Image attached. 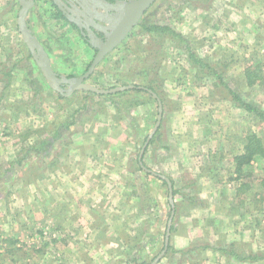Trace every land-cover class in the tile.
Here are the masks:
<instances>
[{
  "label": "rangeland",
  "instance_id": "obj_1",
  "mask_svg": "<svg viewBox=\"0 0 264 264\" xmlns=\"http://www.w3.org/2000/svg\"><path fill=\"white\" fill-rule=\"evenodd\" d=\"M252 1L247 0L245 3V0H156L127 38L103 58L105 61L100 62L101 67L97 72H93L86 83L102 90L125 86H143L147 90L152 88L156 93L163 95L167 102L175 103L173 108L180 107V111L195 110L206 113L211 108L218 112L225 110L232 113L231 121L238 126L237 132L242 136L240 139L243 145L247 142V134L250 132L255 133L264 142V123H259L251 114L236 108L229 101L230 97L226 89L223 90L220 85L218 86L219 80L212 73L206 74L214 77L213 82L206 81L204 84L203 80H198V78L202 79V74H197L194 67H186L188 73L173 87L166 85L163 77L154 73L152 67L154 60L159 59L157 56L149 54L148 57L146 54L141 56V60L137 57L131 59L125 56L126 47L130 51L131 49L138 51L143 47L141 41L152 40L148 46L152 44L158 46V42L161 41L153 33L149 36L147 33L144 34L141 23H158L172 28L171 24L179 19L177 24L186 25L189 28L188 32L198 21L200 23L209 21L217 28H222L225 34H218L219 32L216 31L215 35L202 38L194 35L193 39L184 35L186 40H189L186 41L189 49L217 68L224 83L243 101L264 110V21L259 19L255 21L252 18L258 12L256 4L261 0ZM224 13L227 16L226 20H223ZM245 24L247 27H244ZM236 27L239 31L234 29ZM81 47V45L74 46L75 49L83 50ZM166 53L165 49V56ZM93 56L94 52L87 60V65ZM82 74L83 72L75 75L79 77ZM189 74H193L192 77H189ZM163 76L166 78L165 75ZM194 76L195 82H192ZM249 79L253 84H248ZM80 92L79 95L69 98L62 96L68 99L66 104L71 107L84 101L87 108L82 111L80 120L68 124L67 116V118L58 116V119L52 121L54 127L61 128L60 132H63L61 130L64 125L75 127L71 130L76 132L70 134L68 142L75 138L73 136L77 135L76 137L81 138L87 135L95 145L98 143L94 150L87 148L95 153L97 163H90L87 167V179L90 181L85 184L82 181L78 189L66 185L63 190H56L52 195L44 193L37 197L33 193L32 183L37 177H44V173L49 170L46 162L50 150L42 149L40 153L33 151L29 154L28 146L15 148L22 142L21 136H10L6 132L0 136V244L10 240L0 253L3 255L2 258L0 257L2 264H152L163 251V237L167 231L172 207L175 214L181 212L186 204L199 207L198 197L188 195L191 192L195 193L197 189L193 190L191 186H187L190 182L186 180V173L181 167L179 168L176 159L172 158L171 151L175 148L170 150L166 145V150L158 149L161 144L168 142L169 132L165 128L170 115L166 117L162 127L160 124V136H152L153 147L148 146L139 158L140 146L145 139L137 137L125 117L128 108L141 107V103L145 106V100L143 103L145 92H135L137 94L135 96L133 93L121 94V92L118 93L120 95L115 93L92 96L84 91ZM210 92L225 101H211ZM132 96L135 101L130 100ZM203 96L210 101H204ZM50 98L49 96L44 100L41 98L43 101L40 100V103H47L46 108H55L56 104L52 106ZM39 105L34 101L33 109H38L41 106ZM167 109L169 110L170 107ZM153 110L151 129L155 126L158 114L157 107H153ZM24 119L27 120L26 117ZM27 122L29 127L27 130L34 131L32 130L35 128L34 122L32 120ZM39 125L43 127L38 130L46 131H42L39 138L33 132L30 133L29 140L41 141L47 137V128L50 129V126L42 122H39ZM58 132L55 136L59 139L53 144L54 148L60 140L61 134L58 136ZM92 132L95 134L94 137L91 136ZM155 145L157 148L154 147ZM180 148L182 147L178 149ZM182 151L184 153V150H180ZM188 152L186 160L198 158L197 155ZM17 160H21L22 163ZM146 170H150L154 175L146 173ZM262 170L263 172L258 169V172L260 171L259 174L264 180V164ZM159 176L172 180V182L169 180L172 186V205L169 203L167 182ZM246 181L253 184L256 181L254 174L250 173ZM262 187L264 189V182ZM35 200L38 202L36 205L33 203ZM49 208L53 213L60 210L64 213V219L70 218L72 213L70 220L75 226L70 229L55 227L54 222H48ZM164 208L167 219L163 214ZM19 209L23 210L24 224L21 223L23 216L18 212ZM37 213L38 216L34 215ZM146 216L153 220L150 223L156 224L157 228L149 227ZM115 218L118 220L115 221ZM128 219L130 221L133 219V222L139 225L136 228V239L130 240V243L135 244L136 250L131 247L128 240L126 241L128 244L121 245L122 249L117 247L115 241L124 239L127 233H131L130 230L125 229L126 226H120L124 221L128 222ZM113 223L114 225L109 227ZM173 225L174 218L171 222L170 235ZM66 238H68L67 242ZM55 240L59 242L55 243ZM20 243L23 245L18 246ZM262 245L264 246V243ZM188 251L177 254L167 250L156 264H172V261L175 264H199L193 262ZM257 251L264 252V248L262 251ZM203 252L204 255L205 251ZM132 253L136 255L134 259L121 261L128 254L133 257ZM118 254L120 256H117ZM200 254V257L203 256L202 253Z\"/></svg>",
  "mask_w": 264,
  "mask_h": 264
},
{
  "label": "crops",
  "instance_id": "obj_2",
  "mask_svg": "<svg viewBox=\"0 0 264 264\" xmlns=\"http://www.w3.org/2000/svg\"><path fill=\"white\" fill-rule=\"evenodd\" d=\"M245 1L247 3V0ZM55 2V4H58L57 1ZM256 8H258V12L254 16L251 15L252 18L255 21L258 19L264 21V2L261 0L256 4ZM19 9L20 0H0V136L5 132L10 136H21L22 142L20 144L17 143L19 145H16L15 148L19 149V146H28L29 154L33 153V151L40 153L42 149L50 150L48 162L45 159L49 170L44 173V177H37L32 183L33 193L37 197L44 193L52 195L56 190H63L66 185L74 186L78 189L82 181L84 184L90 181L87 179V167L90 163H97L95 153L92 150L98 146V143L95 145L87 135V137L82 136L81 138L76 137L77 135L73 136L75 138L68 142L70 134L76 132L71 130L72 127H75L73 125H71L72 127L64 125L61 130L63 132H60L61 128H58L59 126L54 127L52 121L58 116L60 118L67 116L68 124L74 123L79 117H82V111H85L83 109L85 108V103L82 101V103L71 107V105L66 104L68 99L60 97V94L48 86L19 33L17 26ZM259 10L261 11L259 12ZM226 17L224 13L223 20H226ZM177 21L179 19L175 22L172 21L171 27L184 40H186L184 35L193 39L194 35L201 38L215 35L216 31L219 32L218 34H225V31L222 32V28H217L214 23L209 21L202 23L198 21L188 32L187 29L189 28L186 25L180 26ZM26 22L28 28L46 52L51 68L57 75L76 77L85 70L88 63L87 60H89L94 50L78 33L75 26L65 19L60 12L55 10L50 0H33ZM244 27H247V24ZM234 29L239 31L238 27ZM147 35L149 36L150 33H147ZM167 41L169 40H165L158 46L155 44L148 46V43L152 42V40L141 41L142 49L138 51L131 49L130 51L126 47L125 56L131 59L137 57L139 60H141V56L143 57L146 54H148V57H150L149 54L157 56L159 59H155L154 64L151 61L154 65L152 68L154 73H158L161 78L163 77L166 85L174 87L179 84L188 73L186 67H194V71L197 74H202V79L198 78V80H203V83L206 81L213 82L214 77L201 73L192 64L188 58L187 50L183 48L185 47L183 44H178L177 42H171L170 44V41ZM75 45H81L83 50L75 49ZM165 49L167 52L166 56ZM137 52L139 53L136 54ZM205 52L209 53V51ZM101 63L95 68L94 73L101 67ZM150 64L147 66L149 67ZM192 75L189 74V77H192ZM191 80L195 82V76ZM137 87L144 88L143 86ZM209 89L211 90V88ZM139 91L141 92V90ZM139 91L126 90L121 92V94L133 93V96H135L137 95L135 92ZM144 92L143 103L145 100V106H142L141 103V107L128 108L125 118L129 120L133 128L132 131L137 134V137L145 139L142 146H140L142 148L148 138L146 135H150L154 128L151 129L152 116L154 115L153 107H157L159 111L158 100L161 102V127L167 116L170 115V119L165 128L169 132L168 142L161 144L158 149L166 150V145L170 150L175 148L171 151V155L178 162L179 168L181 167L186 173V180L190 182L187 186H191L193 190L197 189L195 193L191 192L188 195L197 196L200 202L197 205L199 207L186 204L182 207L183 210L181 212L174 213V225L171 235L169 234L167 250L177 254L189 250L188 252L193 262L196 261L199 264H264V252L258 253L257 251H262L264 248L262 245L264 243V189L262 187L264 180L261 178L263 176L259 174L260 171L258 172V169L263 172L264 158L254 159L249 165H244L240 171H236L234 158L243 153L244 145L242 144V139H240L242 137L241 134L239 135L237 132L238 126L231 121V112H225V110L218 112L214 111V108L208 109L206 113L195 110L180 111V107L177 109L173 108L175 103L167 102L160 93H155L152 90ZM80 93V91H77L71 97ZM153 94L156 95V98ZM46 96L51 97V105L54 106L56 104L55 108H46L47 103H40L41 98L44 100ZM133 96L130 100L135 101L136 99H133ZM209 96L211 101H225V99L215 96L211 92ZM202 99L210 101L204 96ZM34 101L41 105H39L38 109H33ZM167 107H170V109L168 110ZM24 117L28 121L32 120L34 122L35 126L33 127L35 128L32 129L34 130L32 132L38 138L41 136L42 131H46L44 129L38 130L43 127L39 125V122L49 125L50 129L47 128V137L41 141L40 139L37 141L35 139L29 140L32 132L27 130L29 129L28 122ZM239 127L241 128V125ZM67 129L70 131L68 132ZM157 130V133L155 132L156 134L153 136L159 137L160 130L159 128ZM57 132L58 136L59 134L61 135L60 140L56 144L57 148L56 146L54 148L53 144L59 139L55 136ZM92 134L93 132L91 136L94 137L95 134ZM97 139L100 140L98 136ZM152 144L154 145V142L151 138L145 150L148 146L153 147ZM88 147L92 149L91 152L87 150ZM154 147L157 148V145ZM179 147L182 148L178 149ZM180 150H184V153L183 151L180 152ZM188 151L197 155L198 158L186 160L189 155ZM195 151L197 152L196 154ZM17 161L20 164L22 163L21 160ZM183 162L184 164H182ZM163 164L164 162L161 165ZM148 171L150 170L145 172L149 174ZM250 173L254 174V178L257 181L253 183L255 185L246 181V177ZM168 180L172 182L171 179ZM23 189L27 190L26 187H23ZM35 201L33 202L34 205L38 203ZM18 212L22 214L21 223L24 224L23 210L19 209ZM163 214L167 219L165 208ZM34 215L38 216V213ZM48 215L50 217H48V222H54L55 227L70 229L75 226L73 221L70 220L72 213L69 216L70 218L64 219V213L60 210L57 213H53L49 208ZM58 215L60 217H57ZM114 220L118 219L115 218ZM146 220L150 228H157L156 224L150 223L153 221L150 217L146 216ZM123 223L122 225L115 224L126 226L125 229L130 230L131 233H127L124 239H116L117 247L121 248V245L128 244L126 243L128 240L131 247L133 246L132 248L136 250L135 244L130 243V240L136 239V228L139 225H136L133 219L132 221L128 219V222L124 221ZM113 225L114 223L109 225V227ZM67 239L66 242L68 241ZM164 240L165 236L163 237V242ZM9 241L6 240L3 244H0V253L5 249L4 245H7ZM56 242L59 241L55 240ZM20 245L22 246L23 244H18V246ZM203 251H205L204 255ZM200 253L203 256L200 257ZM117 256H120V254ZM132 256L128 254L121 261H129L136 257L134 253H132ZM0 257L2 258L3 255L0 254ZM248 257L250 259H247ZM0 264H2L1 259ZM172 264H175L174 261H172Z\"/></svg>",
  "mask_w": 264,
  "mask_h": 264
},
{
  "label": "water",
  "instance_id": "obj_3",
  "mask_svg": "<svg viewBox=\"0 0 264 264\" xmlns=\"http://www.w3.org/2000/svg\"><path fill=\"white\" fill-rule=\"evenodd\" d=\"M73 1L75 2L76 10L79 13H83V11L87 10L89 11L88 14L91 23L89 25L90 30H88L89 35H86V37L89 38L88 43L96 50V52L87 70L82 75L79 77L67 78L63 75H57L52 70L46 52L27 26L26 18L29 9L33 5V0H20V9L17 16L18 30L48 86L63 97H69L77 91L109 95L132 89V86H125L102 90L86 83V81L93 74L96 66L103 60V58L115 50L127 38L129 33L137 26L146 11L156 2V0H114V3L107 2L106 0H101L100 2L98 0ZM91 9H94V12L90 11ZM109 11H112L113 13L109 14ZM91 14H93V17ZM94 31L104 34V40L96 36ZM153 96L156 98L155 94H153ZM158 107L159 111L155 126L151 134L148 136L144 146L141 148L139 158L142 156L145 147L148 145L150 139L161 123L162 106L159 100ZM148 172L154 175L153 172ZM159 177L167 182L169 188V203L172 205L173 196L171 183L167 178H164L163 176ZM174 213L175 210L172 207L165 234L164 249L152 264H156L167 250Z\"/></svg>",
  "mask_w": 264,
  "mask_h": 264
},
{
  "label": "trees",
  "instance_id": "obj_4",
  "mask_svg": "<svg viewBox=\"0 0 264 264\" xmlns=\"http://www.w3.org/2000/svg\"><path fill=\"white\" fill-rule=\"evenodd\" d=\"M140 25L143 30V33H153L154 35H157L159 40H161L160 42H158V45H161V43L165 42V40H169L170 42H177L178 44H183L185 46L183 48L187 50L188 58L192 62V64L195 65V67L199 71L203 72V74L212 73V75H215L214 77L219 80L218 86L220 85V87L223 88V90L226 89L230 97L229 101L232 102L236 108L243 110L244 112L248 114H251L252 117L256 119V121H258L259 123H264V110H262L261 108L251 103L243 101L235 91L230 89L226 85V83H224L217 68L211 66L207 61L202 60L201 58L196 56L193 53V51L189 49V46L187 45L186 40H184V38H182L180 34L176 33L172 28H170L167 25H162L158 23H153V24L141 23ZM89 65L90 63L86 66L83 73L87 70ZM69 77L73 78V76H69ZM248 84L249 85L253 84V81L249 79ZM132 89L136 91H139V90L146 91L147 90L146 88L136 87V86L133 87ZM150 89L153 91L152 88ZM85 93L89 95H94V93H91V92H85ZM60 97L62 96L60 95ZM83 109L85 110V108ZM246 139H247V142L244 144L243 153L240 156H236L234 158V162L236 164V171H240L244 165H249L251 161L254 159L264 158V142L262 141V139L259 138L253 132H250L249 134H247ZM174 194H175V191H174ZM247 259H250V257H248Z\"/></svg>",
  "mask_w": 264,
  "mask_h": 264
},
{
  "label": "flooded vegetation",
  "instance_id": "obj_5",
  "mask_svg": "<svg viewBox=\"0 0 264 264\" xmlns=\"http://www.w3.org/2000/svg\"><path fill=\"white\" fill-rule=\"evenodd\" d=\"M47 1V0H46ZM57 1L58 4H55ZM99 2L101 0H98ZM107 2L114 3V0H106ZM51 4L55 7V10L57 12H60L62 16H64L65 19H67L69 22H71L72 25L75 26V28L78 30V33L88 42V30H90V17L87 11H83V13H79L75 8V2L73 0H50ZM90 11L94 12V9H91ZM109 14H112V11L108 12ZM88 15V16H87ZM93 17V14H91ZM108 15V14H107ZM87 23V24H86ZM96 36L104 40V34L99 33L98 31H94ZM94 54L96 52L95 49ZM67 78H72L67 76ZM133 90V89H129Z\"/></svg>",
  "mask_w": 264,
  "mask_h": 264
}]
</instances>
